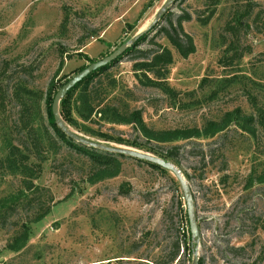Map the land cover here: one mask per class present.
I'll return each mask as SVG.
<instances>
[{"label": "rangeland", "instance_id": "obj_1", "mask_svg": "<svg viewBox=\"0 0 264 264\" xmlns=\"http://www.w3.org/2000/svg\"><path fill=\"white\" fill-rule=\"evenodd\" d=\"M166 1L0 0V82L10 87L21 81L34 89V121L39 131H51L49 91L147 30ZM211 1L175 0L170 8L173 18L192 16L183 23L196 45L187 58L166 37L156 38L173 51L168 82L176 97L137 81L133 63L139 52L126 54L100 83L110 102L142 109L152 128H202L238 110L253 117L256 136L236 122L213 137L165 143L147 140L132 125L100 126L78 118V128H71L114 147L149 152L87 135L83 127L164 154L178 147L175 164L193 192L203 264H255L264 249V0H222L216 8ZM212 9L214 16L203 24ZM157 22L166 26L168 19ZM152 47L144 42L138 51ZM17 112L14 105L0 109V161L8 142H16ZM44 157L42 173L33 180L37 192L24 190V175L0 166V264H167L172 241L190 238L183 190L171 171L126 155L116 177L91 183V162L69 145H48ZM46 209L31 225L25 246L9 250L22 223ZM195 247L191 240L182 243L171 264H190Z\"/></svg>", "mask_w": 264, "mask_h": 264}, {"label": "trees", "instance_id": "obj_2", "mask_svg": "<svg viewBox=\"0 0 264 264\" xmlns=\"http://www.w3.org/2000/svg\"><path fill=\"white\" fill-rule=\"evenodd\" d=\"M221 1L222 0H212L210 4L216 8ZM215 10L216 9H212L206 18L201 19L203 24H208L214 16ZM167 12L162 15V19H168V24L166 26L160 25V23L157 22L149 27L137 42L130 46L123 55L109 65L92 72L67 93L60 102V114L64 121L68 126L76 128H78V118L91 124H100V126L104 123L111 125H132L133 128L147 140L160 143L200 137H213L226 130L232 122H236V125L243 131L256 136V126L253 117L243 116L238 110L226 113L219 120H208L202 128L194 126L175 129H155L147 124L142 109L121 107L107 99L108 93L104 91L103 83H100L102 80L101 77H103V75L126 54L132 52H139V55H137L138 57L134 58L133 70L137 81L141 85L158 88L169 96L176 97L178 95L177 90L171 87L168 82L171 66L175 62L173 51L167 45L156 40V38L158 36L166 37L183 58H187L190 54L194 53L196 51V45L193 37L185 31L183 26L184 21L191 20L192 16L188 13H181L177 15L176 18H173L170 9H168ZM144 42L152 44L153 47L146 51H138V47ZM63 64L64 59L62 58L60 68ZM85 67L86 66H82L79 71ZM112 82L111 84H115V81ZM100 85H102V87ZM57 91L58 90H50L46 98V103L48 102L49 105V126L51 127V131L46 127L43 133L39 131L34 121V100L38 97L37 92L21 81L10 87H4L2 82H0V109L5 111L8 105H14L18 109L17 119L14 121L15 132H17L18 136L15 143L11 141L8 142V153L7 156L0 161V166L6 168L10 173L24 175L26 178L24 181V190L37 192L38 188L33 180L39 178L42 173V161L45 160L44 153L46 147L48 145L57 146L60 141L69 145L76 153L84 155L91 162V173L87 179L91 183H96L106 178L116 177L122 170V159L125 158L126 155L81 144L66 135V133L58 127L52 112V103ZM83 130L87 135L144 149L154 153L156 156L175 163V154H177L178 147L164 154L154 148L129 141L122 136H116L101 128L86 125L83 127ZM32 157L39 159L40 162L31 163ZM141 161L163 172H169V170L157 164L145 160ZM259 180L263 182L264 178H260ZM48 211L49 209H46L33 219L24 221L21 227L17 229L16 233L9 240L7 248L16 252L21 250L30 239L32 232L31 225L41 220ZM184 237V239L183 237H177L172 241L167 264H171L177 259L182 248V243L189 245L191 237L189 236L190 238L188 239L186 235H184ZM230 249L233 250V247ZM121 261L122 260H118V264H121ZM189 261L190 264H193V257H191ZM164 262L165 261L160 262L156 260L148 264H164ZM179 264H185V261ZM200 264H203L202 258H200ZM255 264H264V249L260 252Z\"/></svg>", "mask_w": 264, "mask_h": 264}, {"label": "water", "instance_id": "obj_3", "mask_svg": "<svg viewBox=\"0 0 264 264\" xmlns=\"http://www.w3.org/2000/svg\"><path fill=\"white\" fill-rule=\"evenodd\" d=\"M175 0H167L166 3L162 6V8L158 11L154 22L150 25L153 26L159 21L163 14H165L168 9H170ZM146 30L137 33L134 37L127 42L121 44L118 48L112 51L107 56L94 61L88 64L85 68L80 70L76 73L73 77H71L67 82L63 84V86L57 91L53 103H52V112L54 119L58 125V127L66 133L69 137L73 138L75 141L84 144L89 147L102 149L109 152L124 154L127 156H131L140 160L149 161L151 163L157 164L162 168H165L171 171L176 178L178 179L181 188L183 190L184 198L186 201V208H187V215H188V222H189V229H190V237L191 242L195 244L194 256H193V264H200V256H199V245H200V227L198 223V216L195 208V200L193 196V192L182 172V170L172 161H168L163 159L155 154L150 152L141 151L135 148L129 147H114L110 145H106L101 141L92 140L86 136L79 134L78 132L74 131L67 123L64 121L60 114V102L61 100L67 95V93L73 89L77 84H79L83 79H85L88 75L92 72L98 70L101 67L107 66L110 63L114 62L118 59L121 55H123L126 50L135 44L137 40L141 37Z\"/></svg>", "mask_w": 264, "mask_h": 264}, {"label": "flooded vegetation", "instance_id": "obj_4", "mask_svg": "<svg viewBox=\"0 0 264 264\" xmlns=\"http://www.w3.org/2000/svg\"><path fill=\"white\" fill-rule=\"evenodd\" d=\"M200 232H201V229H200ZM200 238H201V233H200Z\"/></svg>", "mask_w": 264, "mask_h": 264}]
</instances>
